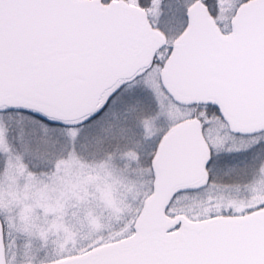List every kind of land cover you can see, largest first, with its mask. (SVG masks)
<instances>
[{"label":"snow or ice","instance_id":"snow-or-ice-1","mask_svg":"<svg viewBox=\"0 0 264 264\" xmlns=\"http://www.w3.org/2000/svg\"><path fill=\"white\" fill-rule=\"evenodd\" d=\"M0 264H264V0H0Z\"/></svg>","mask_w":264,"mask_h":264}]
</instances>
